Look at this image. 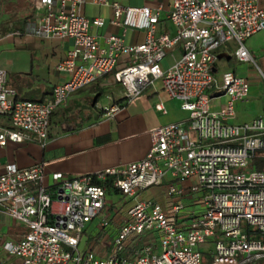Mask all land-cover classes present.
Here are the masks:
<instances>
[{"label": "built area", "instance_id": "1", "mask_svg": "<svg viewBox=\"0 0 264 264\" xmlns=\"http://www.w3.org/2000/svg\"><path fill=\"white\" fill-rule=\"evenodd\" d=\"M86 1L33 0V31L71 41L57 66L66 78L50 98L22 99L0 67V116L9 120L0 126V146L44 145L55 111L99 80L111 88L110 104L101 107L109 115L160 79L188 118L151 129L150 147L137 161L78 176L56 172L52 185L45 183L41 164H7L0 173V217L24 230L13 236L0 229V264H204L205 252L210 264L264 259V239L256 238L257 232L264 234V115L236 123V104L248 99L250 80L232 69L214 74L230 44L238 61L259 68L246 41L264 30V0H167L173 33H158L161 7L93 0L112 7V24L146 32L138 43L111 34L104 44L92 27H103L106 20L85 16ZM178 48L180 56L164 67ZM260 75L264 81L261 70ZM155 108L165 112L161 103ZM154 185L167 186L163 202L140 197ZM109 189L133 203L114 234L112 251L99 254L87 242L82 245L83 235L101 216ZM108 225L106 217L99 222Z\"/></svg>", "mask_w": 264, "mask_h": 264}, {"label": "crops", "instance_id": "2", "mask_svg": "<svg viewBox=\"0 0 264 264\" xmlns=\"http://www.w3.org/2000/svg\"><path fill=\"white\" fill-rule=\"evenodd\" d=\"M111 1L130 7L145 5L161 7L158 33H173L175 30L165 15L169 9L167 0ZM32 3L33 0H0V67L7 71V85L16 90L19 98L44 100L50 98L53 87L66 78V74L59 71L57 66L71 48V41L44 37L33 31L37 24V14ZM262 3L264 5V1ZM82 12L89 18H105L106 23L103 27H92V32L103 44L105 37L111 34H123L128 43H138L145 38L144 30L132 28L125 30L122 26L112 24L111 6L98 5L93 0H87ZM253 36L247 39L246 46L255 56L260 70L264 72V45L256 43ZM180 54L181 48L176 49L165 58L163 66L172 64ZM223 58L228 60L235 58L237 62L243 63L240 69L232 66L230 69L250 80L248 99L236 104L235 122L245 123L264 115V81L261 79L259 68L257 67L259 72L254 69L253 72L249 71L252 66L238 61L232 52H227ZM219 61L220 59L216 64V71L219 69ZM110 89L99 80L89 87L74 92L67 104L58 108L53 114L51 133L44 145L35 142H9L6 146H0V173L5 170L7 164H15L19 168L41 164L46 171L45 183L52 185L53 175L56 172L78 176L107 167L123 166L145 156L151 144V129L185 121L188 118V112L165 92L160 79L147 86L139 96L121 101L119 110L112 115L103 112L100 103V98ZM115 89L122 96L120 87L117 86ZM158 103L164 106L165 112L155 108ZM65 119L69 124H65ZM7 125H9L8 118L0 116V126ZM66 125L69 126V130H65ZM112 193L120 192L109 189L106 206L112 202H108V194ZM139 194L143 199L158 202H163L162 197H165L164 194L154 199L146 198L143 192ZM130 202L132 204L133 200L130 199ZM184 202L193 208L190 199L184 198ZM113 203L117 204L116 201ZM54 207L58 208L59 204L56 203ZM103 211L101 216L96 218L97 220L89 224L87 230L94 222L98 228H102L99 222L103 217H106L109 223L123 218L122 215L118 218L117 214L106 215ZM0 229L13 236L24 230L6 216L0 217ZM94 236L99 238L100 231L97 230Z\"/></svg>", "mask_w": 264, "mask_h": 264}, {"label": "rangeland", "instance_id": "3", "mask_svg": "<svg viewBox=\"0 0 264 264\" xmlns=\"http://www.w3.org/2000/svg\"><path fill=\"white\" fill-rule=\"evenodd\" d=\"M253 40L258 43L259 45H264V31H261L260 33L256 34L253 36ZM230 51L233 52V47L230 44ZM243 63L237 62L235 58L228 60L227 58H222L219 61V69L214 72V74L217 77H220L223 72L227 71L230 69V66L233 68H241ZM250 66V65H249ZM256 70L259 72L258 68L256 66H252L249 71H254ZM261 76V75H260ZM107 88H110L109 86H106ZM109 91V90H108ZM211 91L210 93H212ZM115 96L117 98L120 97L119 93H116ZM100 103L102 107H106L110 104V100L108 99L107 95L102 96L100 98ZM167 190L166 185H159V186H151L150 188L146 189L143 191V194L146 198L153 197L154 199L160 198L161 196H164L165 191ZM207 193V192H206ZM163 200H165V197H162ZM110 201H116L117 204L115 205L114 203ZM108 205L104 208V213L106 215L109 214H117L116 216H123V218L120 219V221L115 222L114 220L109 223V225L105 228H98L96 225V222H94L91 225V228L87 230L84 235H83V243H88L94 247V249L99 253V254H106V252H111L113 248V237L116 231H118L121 227V224L123 223L124 216L126 215V212L128 208L131 206V202L129 197L123 196L122 194L118 193H112L108 194ZM196 209H201L202 205H197L195 206ZM97 220V219H96ZM99 230L100 231V237L96 238L94 236L95 232ZM251 230L254 232H257V228L252 226ZM256 238H263L264 239V234L262 233H256ZM159 240V239H157ZM15 264H19V261L14 260ZM203 263L204 264H210V254L205 252L203 253ZM14 264V263H12ZM72 264V263H70ZM256 264H264V259L258 260Z\"/></svg>", "mask_w": 264, "mask_h": 264}, {"label": "trees", "instance_id": "4", "mask_svg": "<svg viewBox=\"0 0 264 264\" xmlns=\"http://www.w3.org/2000/svg\"><path fill=\"white\" fill-rule=\"evenodd\" d=\"M103 111V110H102ZM104 112V111H103ZM65 124H69V121L65 119ZM77 128V127H76ZM71 129V128H70ZM65 130H69V126H65Z\"/></svg>", "mask_w": 264, "mask_h": 264}, {"label": "water", "instance_id": "5", "mask_svg": "<svg viewBox=\"0 0 264 264\" xmlns=\"http://www.w3.org/2000/svg\"><path fill=\"white\" fill-rule=\"evenodd\" d=\"M223 57H225V55H220L219 59H222ZM216 71V69H214V72Z\"/></svg>", "mask_w": 264, "mask_h": 264}]
</instances>
